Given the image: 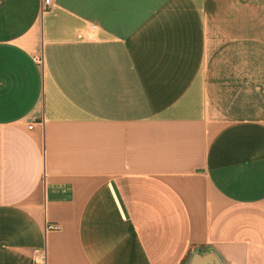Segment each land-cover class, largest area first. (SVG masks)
I'll return each mask as SVG.
<instances>
[{
    "label": "crops",
    "instance_id": "1",
    "mask_svg": "<svg viewBox=\"0 0 264 264\" xmlns=\"http://www.w3.org/2000/svg\"><path fill=\"white\" fill-rule=\"evenodd\" d=\"M45 251L264 264V0H0V264Z\"/></svg>",
    "mask_w": 264,
    "mask_h": 264
},
{
    "label": "built area",
    "instance_id": "2",
    "mask_svg": "<svg viewBox=\"0 0 264 264\" xmlns=\"http://www.w3.org/2000/svg\"><path fill=\"white\" fill-rule=\"evenodd\" d=\"M51 0H45V4H50ZM95 26H93L94 28ZM31 127V126H30ZM61 229L60 224H52V223H47L46 224V230H59ZM40 264H47V258H46V251L44 252V256L40 258Z\"/></svg>",
    "mask_w": 264,
    "mask_h": 264
}]
</instances>
